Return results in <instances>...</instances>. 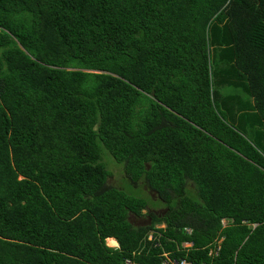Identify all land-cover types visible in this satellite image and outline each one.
<instances>
[{"label": "trees", "instance_id": "16d2710c", "mask_svg": "<svg viewBox=\"0 0 264 264\" xmlns=\"http://www.w3.org/2000/svg\"><path fill=\"white\" fill-rule=\"evenodd\" d=\"M163 253L264 264V0H0V264Z\"/></svg>", "mask_w": 264, "mask_h": 264}, {"label": "rangeland", "instance_id": "374dc122", "mask_svg": "<svg viewBox=\"0 0 264 264\" xmlns=\"http://www.w3.org/2000/svg\"><path fill=\"white\" fill-rule=\"evenodd\" d=\"M101 157L102 163L111 173L109 184L113 185V187L123 191L128 195L144 199L148 203L149 211H152L156 214L163 213V206H160L162 204L156 201L155 195L149 192L142 184L133 186L125 177L122 166L117 164L113 160V157L110 155V153L104 148L102 149ZM130 221L134 226H144L148 223V219L146 217L136 218L134 216H130ZM109 246L114 247L110 243Z\"/></svg>", "mask_w": 264, "mask_h": 264}, {"label": "built area", "instance_id": "2783aa9c", "mask_svg": "<svg viewBox=\"0 0 264 264\" xmlns=\"http://www.w3.org/2000/svg\"><path fill=\"white\" fill-rule=\"evenodd\" d=\"M224 224H226V223L224 222ZM187 231H188V233H191V230L187 229ZM150 239H151V237H149V240ZM184 246H185V248H188V247H191L192 244L186 243ZM162 258H163L162 259V264H191V263H189L187 261H184V260L179 261V262H177L175 260H171V259H169L167 253H163L162 254ZM127 264H133V263H131L130 261H128Z\"/></svg>", "mask_w": 264, "mask_h": 264}, {"label": "crops", "instance_id": "0c3cea01", "mask_svg": "<svg viewBox=\"0 0 264 264\" xmlns=\"http://www.w3.org/2000/svg\"><path fill=\"white\" fill-rule=\"evenodd\" d=\"M111 240H114V241H116L115 239H113V238H111V239H109L108 240V244L110 243L109 241H111ZM116 246H114L113 248H119V244H118V242L116 241Z\"/></svg>", "mask_w": 264, "mask_h": 264}, {"label": "bare ground", "instance_id": "6f19581e", "mask_svg": "<svg viewBox=\"0 0 264 264\" xmlns=\"http://www.w3.org/2000/svg\"><path fill=\"white\" fill-rule=\"evenodd\" d=\"M110 244H112V246H116V241H110Z\"/></svg>", "mask_w": 264, "mask_h": 264}]
</instances>
